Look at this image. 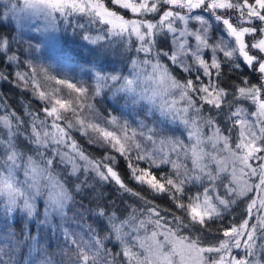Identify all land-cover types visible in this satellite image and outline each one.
Here are the masks:
<instances>
[{
	"label": "snow or ice",
	"instance_id": "snow-or-ice-1",
	"mask_svg": "<svg viewBox=\"0 0 264 264\" xmlns=\"http://www.w3.org/2000/svg\"><path fill=\"white\" fill-rule=\"evenodd\" d=\"M113 3L120 4L124 9H130L132 13H139L142 16L148 13H161V11L162 14L155 23L146 20H124L115 13L108 11L103 3L98 2V0H24L23 6L34 12L43 13L46 19L53 18L54 13H60L65 17L73 13H86L93 20L111 25V27L103 30L106 33L121 35L127 33L129 38L134 34L139 41L136 51L138 54L143 53L145 59L139 61L131 59L132 72L136 73L133 78H118L116 75H112L111 81L119 82L123 79L124 83L120 86L121 88L136 90L134 85H136L139 77L137 69L142 64L145 68L151 67L153 77L159 73L161 83L170 84L172 88L181 91V98L185 99L190 107H195L192 97L196 96L198 97L197 102H203L202 107L210 105L217 114L224 115L227 124H222L223 130L218 126L221 123L214 117H209L205 123L213 129L217 143L222 142L221 151H227L234 161L239 162L241 173L243 174L246 169L249 177L258 178L259 183L247 185L243 190H238L233 186L232 181H229L227 185L223 184L220 173L202 163L203 155L208 154L198 156L195 148L192 151V171L197 172L198 170V172L195 175H190L186 168L181 172L177 163L170 158L165 156L157 160L155 153L143 150L141 143L136 140V133L129 135L123 126L120 128L123 136L119 138L114 132H104L103 129H99V131L103 132V139L126 158L133 179L142 185L146 184L156 192L170 193L175 206L182 210V215L173 217L175 232L171 228L166 229L165 241L176 235L180 229L190 230L197 226L204 229L209 220L221 218V208L226 211L232 205L237 204L238 201L234 197H246L250 201L244 213L247 218L238 225L230 223L228 227L224 228V239L219 242L218 247L199 248L197 247L198 241H192L189 247H192L198 257L204 260V264H264V215H261L264 212V84L257 86L249 84L245 80L236 86L235 91H229L220 82L223 74L222 64L228 63L230 58L237 53L242 56L248 66L254 67L261 74H264V57L250 54L252 49L264 54V0H139L138 3L135 0H113ZM165 5L167 10H162V6ZM202 7L206 11H210L215 20L224 26L228 40L223 37L212 39L209 22L203 16L192 15L193 10ZM193 21L198 22V27L191 26ZM257 21L259 25L254 23ZM246 24L249 26H245ZM164 32L171 36L172 49L170 52H165L156 46L155 37ZM85 39L97 43L107 39V36L105 34L87 35ZM230 40L234 43H230ZM2 47L0 46V48ZM205 52H210V56H205ZM161 56H168L184 72L195 71V77L185 79L184 83H180L173 76L170 68L162 63ZM15 59V56L9 57L10 61ZM35 73L36 69H33L30 81L26 79L27 74L17 72L16 75L19 80L25 82V87H27L29 82L36 83ZM261 78L264 79V75ZM108 79L98 75L99 81L107 82ZM59 83L67 84V81H60ZM67 86L80 93L87 91L74 84H67ZM99 91L100 87L98 86L96 93ZM141 95L144 99L158 106L163 114L169 115L172 111L171 106L167 105V101L158 105L159 93L154 92L151 96ZM39 98L47 100L51 104L50 96L45 93H39ZM243 100H250L257 110L253 113H247L245 109L238 108L232 112V106ZM56 105L64 107L59 100H56L50 108L43 109L44 119L33 116L30 122V131L25 130L27 134L21 131L25 122L16 117L15 114L0 115V126H2L0 127V158L6 160L8 164V167L0 169V194H6L8 202L12 205L21 200L29 215L33 211L31 201L36 195H44L48 204L46 211L49 209L62 210L73 199L66 186L67 181L59 178L60 173H53L57 164H63L67 166L65 171L68 173V178H71L80 170L79 167L74 160L67 159L58 148L53 149L51 157L45 154L54 141L57 144L64 142L62 139L57 140L52 132L47 131L49 128L48 118H52V128L57 129L60 133L64 131L59 128L58 123L64 117L58 112ZM224 106H227V112L224 111ZM187 110L185 109V111ZM196 110L197 112L200 111V109ZM73 113L75 114V109H73ZM253 116L255 120L251 119ZM110 123L115 124V118ZM188 123V120H184L185 125ZM257 124L259 125L258 129ZM68 127L71 128L72 125L69 124ZM92 127L97 128L98 126L92 125ZM149 131L152 132L151 129ZM224 133H228V135ZM159 134L153 132V135ZM194 135L193 131H189V138ZM20 136L35 146L39 162L32 156L25 157L18 150L17 140ZM140 136L152 142V135L145 137L144 133L141 132ZM121 139L124 143H120ZM212 139L210 137L209 142ZM199 143L198 139L197 144ZM41 149H45V151H41ZM183 149V142L176 140L171 151L179 155ZM213 150H216V145L213 146ZM133 151L137 153L135 157L131 155ZM77 155L79 159L87 162L84 168L85 172L91 169L101 181H115L120 189L131 192L124 185L117 171L114 170V163L109 166L108 163L89 161L83 153ZM105 160L114 162L115 157L108 156ZM209 160L216 161V157L209 155ZM140 161H146L149 167L139 169ZM250 161L256 162L255 166ZM165 164L171 165L173 173H165L157 178L153 169L160 168L161 165ZM18 165L24 168L27 177H31L23 187L17 185L13 174V169ZM68 165H71L70 172H68ZM101 168H106L107 174L101 171ZM223 171L225 169L221 167L220 172ZM223 179H227V177L225 176ZM197 182L201 183L202 190L191 192L188 185ZM74 187L76 191H82L84 188L92 186L86 181H81ZM221 187L224 189L223 195L219 192ZM249 193H257L256 198L248 196ZM131 194L139 196L138 193ZM152 211L154 212L155 209L153 208ZM99 212L106 215L103 209ZM253 219L256 222L250 223ZM108 220L112 223L115 216H109ZM127 223V221H122L121 224L112 223L118 240L121 239L122 226ZM153 223L157 226L160 225L159 219ZM141 227H143V222H141ZM156 235L157 233L153 232L150 239L155 241ZM65 236L67 238V233ZM180 239L187 240L188 237H180ZM258 241L259 243H257ZM71 243L75 244L76 241L72 240ZM95 244L101 245L102 242L95 241ZM140 247L146 248L143 240L140 241ZM156 247L162 248L163 244L157 243ZM238 249H243L244 258L237 259L232 255ZM147 250L151 251L150 248ZM205 253L211 254V257L205 258L203 255ZM123 255L129 259L130 264L133 261L135 264H147V257L143 262L136 261L135 254L127 247H125ZM80 257L81 264H95V261L89 262L86 251H82ZM5 261V258H0V264H5Z\"/></svg>",
	"mask_w": 264,
	"mask_h": 264
},
{
	"label": "rangeland",
	"instance_id": "rangeland-1",
	"mask_svg": "<svg viewBox=\"0 0 264 264\" xmlns=\"http://www.w3.org/2000/svg\"><path fill=\"white\" fill-rule=\"evenodd\" d=\"M111 1L113 2V0ZM98 2L103 3L102 0H98ZM135 2L138 3L139 0H135ZM23 5L24 0H0V25L9 26L3 28V30L1 29L0 32L11 31L9 39L0 37V46H3L0 50L3 52L4 50L8 51H5L6 54L3 55V58L8 62L9 71L12 72L15 80L21 81L16 75V73L19 72L21 74H27L26 79L30 81L33 75V69H36V83L33 84L29 82L27 86L30 89V94L39 100V105H41L42 110L44 108H50L52 104H55L56 100H59L64 107L56 105L58 112H60L63 117L64 115L69 116L65 119V130L68 133V136L65 137H60V132L52 128V122L49 121L50 125L47 131L52 132L57 140L64 139L65 142L57 144L54 141L52 146L46 150V156L51 157L53 149L58 148L67 159L74 160L77 166L84 169L86 161L79 159L77 155L81 153L78 149L79 143L87 149H90L92 146L93 151L100 153L102 156L109 155V152L113 151L123 157L103 139V132L99 131V129H103L104 132H114L119 138L123 136V132L120 131L121 126H123L126 128L129 135L136 133V140L141 143L142 149L149 153H155V158L157 160L166 156L176 163H181L183 152H187L192 164V151L195 148L198 156L201 154H208L203 155L202 163L209 165L213 170L219 172L223 184L227 185L229 181H232L233 186L238 190H243L247 185L259 183L257 177H249L247 175L246 169L242 174L239 162L234 161L227 151H221L222 142L217 143L214 138L213 129L205 123L209 117L217 119L216 115L212 113L213 110L210 105H204L206 109H203V102H197L198 97L193 96L192 99L195 107H190L187 101L181 98V91L172 88L170 84L161 83L159 73L153 77L151 75V67L145 68L142 64L137 69L139 77L136 85H134L136 90L121 88L120 86L124 83L123 79L119 82L110 80L112 75H116L118 78H133L136 73L132 72L131 59H137L138 61L145 59L143 53L138 54L136 51V47L139 46V41L134 34L129 38L127 33L123 35L118 33H106L103 30L111 27V25L93 20V18L86 13H73L67 17L60 13H54L53 18L46 19L43 13L34 12L31 9L24 8ZM118 5L121 7L120 4ZM104 7L112 12L105 5ZM124 10H126L127 16L115 14L122 17L124 20H146L152 23L159 20L162 14L161 11V13H148L142 16L139 13H132L130 9ZM162 10H167V6H163ZM192 15L203 16L209 22L211 25L210 31L212 39H217L219 37H223L226 40L229 39L224 26L217 22L214 16H211L209 11H206L203 7L193 10ZM155 17L156 19L154 20ZM116 22L119 23V21ZM191 26L194 28L198 27V22L193 21ZM245 26L249 25L246 24ZM97 34H105L107 39L98 41L97 43H92L85 39L87 35L95 36ZM72 37L75 38L74 41ZM67 38L71 43V47L63 43L64 39ZM155 39L157 48L163 49L165 52L171 51L172 42L170 34L164 32L157 35ZM7 42L11 45L6 48L4 45ZM229 42L234 43L231 40ZM18 45L21 46L19 51L16 50ZM60 46L64 48H60ZM250 54H253L252 51ZM77 55L82 56L78 57V61L77 59L74 60V58H71ZM10 56H15L16 59L10 61ZM205 56H210V52H205ZM261 57H264V54H261ZM161 61L165 63L170 70L172 68L177 70L178 75L173 76L180 83H184L185 79L194 78L196 75L195 71H182L181 67L172 62L168 56H161ZM224 64L225 66L230 65L229 67L233 68H239L243 64L247 65L242 56L238 53L230 58L228 63ZM236 65H239V67H236ZM98 75L105 76L109 79L107 82L99 81ZM60 81H67V84H74L78 88H84L87 91L85 93L77 92L75 89L69 88L67 84L59 83ZM98 86L100 87V91L96 93V88ZM119 91L133 100L143 101L146 105V110L149 113L154 112L157 115L159 118V125L168 127L170 132L153 135V132H157L158 127L155 128L152 123L146 126L143 120L137 115L128 113L124 105L113 109V105L115 104L113 96ZM41 92L50 96L51 104L47 100H41L39 98V93ZM154 92L159 93L157 99L158 105L167 101V105L171 106L172 111L169 115L163 114L158 106L144 99L141 95L147 94L151 96ZM238 108L245 109L247 113H253L257 110L256 106L250 100H243L239 103H235L231 111L235 112ZM73 109H75V114L73 113ZM185 109L188 110L185 111ZM196 109H200V111L197 112ZM66 111H68V113ZM224 111L227 112L228 109L224 107ZM0 115H4L1 110ZM173 116H175V119H173ZM113 118L116 120L115 124L110 123ZM220 118L224 119V115L221 114ZM251 119L255 120V117L253 116ZM50 120H52V118H50ZM62 120L63 119L60 121L62 122ZM184 120H188V125L184 124ZM69 124L72 125L71 128L68 127ZM92 125L98 127L94 128ZM258 128L259 125L257 124V129ZM149 129H151L152 132H150ZM189 131L195 133L192 138L188 136ZM141 132L144 133L145 137L152 135V142L141 137ZM224 134L227 135L226 133ZM257 134L259 133L257 132ZM210 137L213 138L211 142H209ZM50 139H53V137H50ZM198 139L200 141L199 144H197ZM233 139H235V137H233ZM19 140L21 142L24 138L21 137ZM176 140H180L184 144V149L179 152V155L171 151ZM120 143H124V141L121 139ZM214 145H216L215 151L213 150ZM93 146L98 148H94ZM125 147H127V145H125ZM18 150L23 154L21 149L18 148ZM136 154L135 151L131 153L133 157H135ZM30 155L31 152L24 156L27 157ZM209 155L216 157V161H210ZM123 158V160H125L127 178L132 182L135 188L147 192L149 195L161 193L133 179L129 164L126 158ZM34 159L39 162L38 156H35ZM57 160H59V157H57ZM250 163H253V166H255L256 162L250 161ZM145 164L148 165L146 161H140L138 168L144 169ZM6 167H8L7 161L0 158V169ZM56 167L53 174L59 173V169H66L67 166L57 164ZM221 167L224 168L225 171L220 172ZM70 171L71 165H68V172ZM91 172L93 175L95 174L92 170ZM197 172H193L191 168L190 175H195ZM13 174L17 185L21 187L26 184L28 179H31V177L25 175V170L20 165L13 169ZM85 175L86 172L82 171L81 176L83 177ZM76 176V180H74L73 183H66L69 190H71L75 184H78V172ZM225 176L227 179H223ZM188 188L191 192H197L202 190V185L200 182H197L191 184ZM219 192L223 195L224 189L221 187ZM248 196L256 198L257 193H249ZM0 197L8 204L10 211L18 207L23 210L27 218L30 219H40L49 223L50 221H56L60 213V209H49L46 211V209H48V204L44 195H36L31 201L33 203L31 215H29L28 210L23 207L21 200H18L15 205H12L8 202L6 194H0ZM234 198L237 199V204L232 205L226 211L221 208L220 211L222 215L229 216L230 221H232V218L235 216L238 225L243 219L247 218L244 213L250 201L246 197ZM173 207L182 215V210L177 208L175 204H173ZM261 215H264V212H262ZM147 220L148 217L143 214L133 221L132 224L128 223L126 226H122L120 233L121 239L118 240L122 250L120 264H130L129 259L123 255L125 247L135 254L136 261L143 262L147 257V264H204V260H201L196 251L192 247H189L192 241H198L195 240V237L178 232L165 241L164 233L166 230L156 224L151 225L150 228H145L144 226ZM141 222H143V227H141ZM255 222L254 219L250 221V223ZM113 232L115 231L113 230ZM153 232L157 233L155 241L150 239ZM114 236L117 238L116 233H114ZM180 237H188V239L181 240ZM208 239L209 242L198 241L197 247H218L219 242L224 239L223 233L215 237H208ZM211 239L212 241H210ZM141 240L144 241L146 248L140 247ZM157 243H162L163 247L157 248ZM257 243H259V241ZM147 248H150L151 251L149 252ZM203 255L205 258L211 257V254L205 253ZM232 255L237 259H241L244 258V251L243 249H238L235 250ZM132 264H135V261H133Z\"/></svg>",
	"mask_w": 264,
	"mask_h": 264
},
{
	"label": "trees",
	"instance_id": "trees-1",
	"mask_svg": "<svg viewBox=\"0 0 264 264\" xmlns=\"http://www.w3.org/2000/svg\"><path fill=\"white\" fill-rule=\"evenodd\" d=\"M102 1L112 12L121 16L128 15L124 8L111 0ZM220 11L223 12V10ZM209 13L213 16L210 11ZM233 22L235 23V21ZM254 23L259 25L258 21ZM6 27L9 26L0 25V30ZM10 34V30L7 32L3 31L0 32V37L9 39ZM72 40L74 41L75 38L72 37ZM63 43L71 47L68 38L64 39ZM10 45L7 42L4 46L7 48ZM21 46L18 45L16 50L19 51ZM60 48L64 47L60 46ZM5 51L8 52L7 50H4V52L0 50V110L4 115L13 113L16 117L23 120L25 123L21 128L22 132H25V130L30 131L32 117L36 116L39 119H44L45 114L41 105H39V100L30 94L29 87H25L24 82L14 79L12 72L9 71L8 62L3 58V55L6 54ZM251 51L254 55L261 56L258 50L252 49ZM78 57L82 56L77 55L71 58L78 61ZM82 62L85 63L84 61ZM229 66L222 64L223 74L220 81L221 85L229 89V91H235L236 86L242 84L245 80L249 84L257 86L264 84V79L261 78L264 74H261L254 67L246 64L239 68ZM171 71L174 76L178 75L175 68H172ZM113 99L115 102L113 109L124 105L128 113L137 115L146 126L152 123L155 128L158 127V133L170 132L168 127L159 125V118L154 112L149 113L146 110V105L143 101L133 100L121 91L116 92ZM224 107L227 108V106ZM202 108L206 109L205 106ZM66 112L68 113V111ZM212 113L216 115V120L221 123L218 126L223 130L222 124H227V121L220 118L221 114L219 115L215 111H212ZM67 117L69 116L64 115L62 122H58L59 128L64 130L63 133H59L60 137L68 136L65 130V119ZM49 121L53 123L48 118V125H50ZM56 131L58 130L56 129ZM226 134L228 135V133ZM21 137L23 136L19 138ZM19 138L17 144L23 154L27 155L31 152L30 156H37L35 146L31 145L24 137L21 142ZM63 141L65 142L64 139ZM93 147L98 148L96 146ZM78 149L84 156L88 157L89 161L108 163L109 166L114 163V170L117 171L122 182L131 192H125L120 189L115 181H101L99 177L95 176V174L93 175L91 170L82 177L81 174L84 169L78 166L80 169L78 171V183L86 181L92 187L84 188L82 191H76L72 187L69 192L73 199L62 210L60 209L56 221L46 223L40 219L27 218L24 211L18 207L10 211L8 204L0 197V258L6 259L5 264H81L80 253L82 251L87 252L89 262L95 261V264H120L122 250L118 239L114 236L115 232H113L112 223L121 224L122 221H127L132 224L133 221L143 214L148 217L145 228H150L154 224L153 221L159 219V227L161 226L165 230L171 228L175 232L173 217L180 216V213L173 207L175 203L171 199L170 193L161 192L149 195L147 192L135 188L127 178L124 158L113 151H110L109 155L102 156L100 153L93 151L92 146L87 149L79 143ZM41 151H45V149H41ZM185 153L187 152H183L182 161L177 163V165L181 172L186 168L190 174L192 164L188 154L185 155ZM108 156L115 157V161H106L105 158ZM144 167L147 168L149 165L145 164ZM59 170L60 179L66 180L69 184L76 180V175L68 178L65 168ZM101 171L107 174L106 168H101ZM153 171L157 178L165 173H173L170 164L161 165L160 168L153 169ZM131 193H138L139 196ZM153 208L155 209L154 212L152 211ZM101 209L104 210L106 215L100 214L99 211ZM113 215L115 220L110 223L108 217ZM230 223L237 224L235 216L230 221L229 216L222 215L221 218L209 220L204 229H200L197 226L190 230L180 229L179 232L195 237V240L206 242L209 240L208 237L211 238L222 234L224 228L228 227ZM65 233H67V238ZM72 240H75L76 243H71ZM95 241H101L102 244L96 245Z\"/></svg>",
	"mask_w": 264,
	"mask_h": 264
}]
</instances>
